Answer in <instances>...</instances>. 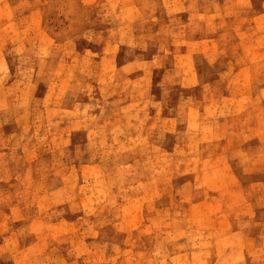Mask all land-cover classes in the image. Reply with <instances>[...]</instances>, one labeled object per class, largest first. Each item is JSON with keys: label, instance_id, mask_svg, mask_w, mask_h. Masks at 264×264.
I'll return each instance as SVG.
<instances>
[{"label": "rangeland", "instance_id": "374dc122", "mask_svg": "<svg viewBox=\"0 0 264 264\" xmlns=\"http://www.w3.org/2000/svg\"><path fill=\"white\" fill-rule=\"evenodd\" d=\"M264 262V0H0V264Z\"/></svg>", "mask_w": 264, "mask_h": 264}, {"label": "crops", "instance_id": "0c3cea01", "mask_svg": "<svg viewBox=\"0 0 264 264\" xmlns=\"http://www.w3.org/2000/svg\"><path fill=\"white\" fill-rule=\"evenodd\" d=\"M260 264H264V262L260 263Z\"/></svg>", "mask_w": 264, "mask_h": 264}]
</instances>
